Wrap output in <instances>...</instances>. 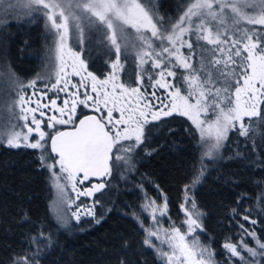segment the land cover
<instances>
[{"label":"trees","instance_id":"trees-1","mask_svg":"<svg viewBox=\"0 0 264 264\" xmlns=\"http://www.w3.org/2000/svg\"><path fill=\"white\" fill-rule=\"evenodd\" d=\"M133 1L146 13L147 27L119 17L112 32L98 19L76 40L78 29L70 22L71 43L88 69L105 77L118 59L121 82L147 93L166 70L183 94L194 90L187 86L191 79L205 92L210 85L204 81L217 79L218 86L223 79L227 107L244 73L240 44L253 40L264 52V0ZM27 4L30 8L21 0H0V72L13 71L24 81L37 77L44 85L54 80V75L41 76L53 67L49 57L56 34L43 7ZM179 53L188 66L179 62ZM90 112L80 107L77 119ZM198 133L180 114L148 123L135 171L124 180H108L97 217L69 229H62L51 213L49 175L38 149L0 145V264H164L131 216L139 202L133 182L151 192L158 186L171 214L179 217L184 189L202 169ZM229 133L220 157L208 164L195 188L204 215L203 240L214 249L217 264H264V99L257 115ZM230 240L240 255L226 248Z\"/></svg>","mask_w":264,"mask_h":264},{"label":"rangeland","instance_id":"rangeland-1","mask_svg":"<svg viewBox=\"0 0 264 264\" xmlns=\"http://www.w3.org/2000/svg\"><path fill=\"white\" fill-rule=\"evenodd\" d=\"M28 1L43 7L56 34V45L49 57L53 67L50 65L51 69L41 76L48 80L54 75V80L40 85L37 77L24 81L13 71L0 72V145L38 149L49 175L51 213L62 229H69L83 218L97 217L98 205L107 198L102 190L91 199V206H83L87 201L77 193L83 191V179L68 172L50 150L52 131L74 124L80 107L100 114L115 136L108 178L112 181L114 177V182L115 178L124 180L135 171V154L144 140L145 126L152 121L172 114L187 117L200 131L204 173L208 164L220 157L229 131L242 126L246 117L259 113L264 99V52L256 41H245L237 50L244 52V73L231 94L230 104L224 107L228 98L220 87L228 84L223 79L218 86L217 79L204 81L203 84L210 85L206 92L197 89V79H191L187 86L194 90L183 94L173 85L172 72L166 70L159 73L147 93L140 85L129 87L121 82L118 59L105 77L88 69L81 52L71 43L70 22L78 29L76 40L80 30L96 25L98 19L106 22L112 32L119 17L126 23L147 27L146 13L133 0ZM21 4L28 5L27 0H21ZM178 60L183 66L189 65L181 53ZM36 120L44 121V134L29 131ZM201 173L195 183L185 187L179 217L171 214L167 195L158 186L151 192L144 184L133 182L139 202L131 216L144 229L146 245L164 264H217L214 249L203 240L204 215L194 194ZM243 218L254 222L249 215ZM225 246L233 255H240L234 241H227Z\"/></svg>","mask_w":264,"mask_h":264},{"label":"water","instance_id":"water-1","mask_svg":"<svg viewBox=\"0 0 264 264\" xmlns=\"http://www.w3.org/2000/svg\"><path fill=\"white\" fill-rule=\"evenodd\" d=\"M43 124L42 120L34 121L29 131L44 134ZM49 146L68 172L93 180L85 187L83 196L93 198L104 189V178L111 171L115 137L97 113H86L74 126L53 133Z\"/></svg>","mask_w":264,"mask_h":264},{"label":"flooded vegetation","instance_id":"flooded-vegetation-1","mask_svg":"<svg viewBox=\"0 0 264 264\" xmlns=\"http://www.w3.org/2000/svg\"><path fill=\"white\" fill-rule=\"evenodd\" d=\"M102 118V117H101ZM79 119V118H78ZM78 119L76 120V122L74 123V124H72V125H70V126H67V127H71V126H74L76 123H77V121H78ZM103 119V118H102ZM104 120V119H103ZM37 121V120H36ZM43 121V120H42ZM105 121V120H104ZM44 122V121H43ZM106 122V121H105ZM108 125V124H107ZM46 125H45V123L43 124V128L45 129V132H46V127H45ZM109 127V126H108ZM64 128V127H63ZM62 129V128H61ZM109 129H110V127H109ZM60 130V129H59ZM111 130V129H110ZM58 131V130H57ZM56 131V132H57ZM112 131V130H111ZM55 133V132H54ZM113 133V132H112ZM115 137V136H114ZM111 166H112V163H111ZM110 174H111V171L108 173V175L104 178V182H105V186H104V188L107 186V184H108V178L110 177ZM78 177H81L83 180H82V185H84V187H83V191H84V189H85V187L86 186H88V185H90L91 183H92V181L93 180H91V179H86V178H84L83 176H78ZM83 191H78L77 193H79V195H80V197L81 198H83V199H85L87 202H83V206L85 205V207L86 208H88L89 206H91V199H93V198H89V197H87V196H83L82 195V192Z\"/></svg>","mask_w":264,"mask_h":264}]
</instances>
